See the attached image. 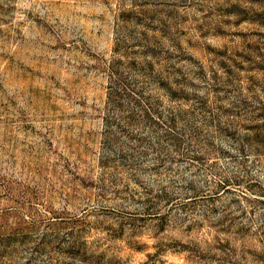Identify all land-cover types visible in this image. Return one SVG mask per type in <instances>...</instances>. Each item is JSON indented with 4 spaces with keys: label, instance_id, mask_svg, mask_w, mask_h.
<instances>
[{
    "label": "rangeland",
    "instance_id": "1",
    "mask_svg": "<svg viewBox=\"0 0 264 264\" xmlns=\"http://www.w3.org/2000/svg\"><path fill=\"white\" fill-rule=\"evenodd\" d=\"M0 264H264V0H0Z\"/></svg>",
    "mask_w": 264,
    "mask_h": 264
}]
</instances>
